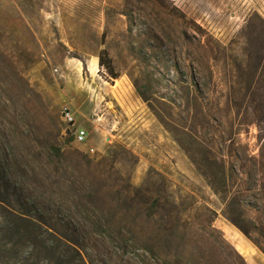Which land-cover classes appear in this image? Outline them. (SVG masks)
Instances as JSON below:
<instances>
[{"label": "rangeland", "instance_id": "374dc122", "mask_svg": "<svg viewBox=\"0 0 264 264\" xmlns=\"http://www.w3.org/2000/svg\"><path fill=\"white\" fill-rule=\"evenodd\" d=\"M65 105L86 142L70 134ZM0 145L26 197L84 241L82 258L60 242L49 255L42 229L29 262L19 245L0 264H221L202 236L213 233L207 207L229 242L264 257L221 199L262 210L264 180L250 192L235 176L217 194L205 175L207 153L229 168L264 163V0H0ZM163 176L192 218L181 253L159 211L137 219L125 197L129 185L163 189Z\"/></svg>", "mask_w": 264, "mask_h": 264}, {"label": "trees", "instance_id": "16d2710c", "mask_svg": "<svg viewBox=\"0 0 264 264\" xmlns=\"http://www.w3.org/2000/svg\"><path fill=\"white\" fill-rule=\"evenodd\" d=\"M100 56V65L107 68L108 72L113 75V64L105 55ZM117 78V75L114 76ZM205 160L213 164L208 172L205 173L215 193L222 194L228 190V181L233 177L243 179V175L248 179L247 191L256 190V184L259 180H264V163L261 159L252 157L250 167L229 168L225 163H220L218 156L215 154L205 155ZM163 189H153L152 185H142L140 187L127 186L125 197L132 203L136 211V218L139 219L143 214L155 207L159 211L160 220L164 224V230L168 233L169 244L180 251L184 248L186 240L192 236L187 232V226L192 224V218L186 214L181 203L172 195L169 187L166 186L164 179ZM154 184V183H153ZM263 196H264V185ZM257 197V194H254ZM224 208V217L236 226L263 254H264V208L257 203L244 202L238 196L221 197ZM255 209L256 215H251V209ZM208 215L207 225L211 232L204 233L202 236L207 240L221 264H248L245 257L239 250L229 242L224 233L214 226L216 212L211 208H206ZM48 208L31 202L26 197L24 189L13 180L8 171L4 152L0 145V251H11L18 249L19 245H27V252L24 254L26 262L33 257L37 251V245L45 229L52 235L47 239L48 254L52 253L58 242L63 243L69 249L75 251L82 258L83 236L76 232L63 233L59 231L60 227L66 228L60 220L52 222L51 219L45 218ZM258 213V214H257ZM60 222V223H59ZM61 224V225H60ZM73 228L75 223L69 222ZM135 232H141L139 220L135 224ZM46 242V241H45ZM204 260L210 259L209 255L203 256ZM23 260H12L9 264H28ZM38 264V263H30ZM58 264H64L61 260Z\"/></svg>", "mask_w": 264, "mask_h": 264}, {"label": "built area", "instance_id": "2783aa9c", "mask_svg": "<svg viewBox=\"0 0 264 264\" xmlns=\"http://www.w3.org/2000/svg\"><path fill=\"white\" fill-rule=\"evenodd\" d=\"M61 117L64 122H66L69 126L70 134L73 136L74 140L78 143H84L87 141L89 137V132L85 127H77L73 128L75 125V115L72 109L65 105L61 109ZM91 151H94L93 148L90 149Z\"/></svg>", "mask_w": 264, "mask_h": 264}, {"label": "crops", "instance_id": "0c3cea01", "mask_svg": "<svg viewBox=\"0 0 264 264\" xmlns=\"http://www.w3.org/2000/svg\"><path fill=\"white\" fill-rule=\"evenodd\" d=\"M238 245H242L244 248L248 250V252H239L245 257L248 264H264V257L259 254L252 245L248 244L245 241H239Z\"/></svg>", "mask_w": 264, "mask_h": 264}]
</instances>
